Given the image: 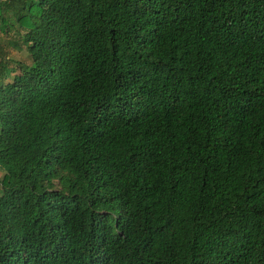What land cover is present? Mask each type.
<instances>
[{"label": "trees", "instance_id": "obj_1", "mask_svg": "<svg viewBox=\"0 0 264 264\" xmlns=\"http://www.w3.org/2000/svg\"><path fill=\"white\" fill-rule=\"evenodd\" d=\"M0 172V264H264V0H0Z\"/></svg>", "mask_w": 264, "mask_h": 264}, {"label": "rangeland", "instance_id": "obj_2", "mask_svg": "<svg viewBox=\"0 0 264 264\" xmlns=\"http://www.w3.org/2000/svg\"><path fill=\"white\" fill-rule=\"evenodd\" d=\"M11 55L19 58V56H21V53L11 52ZM0 176H1V172H0Z\"/></svg>", "mask_w": 264, "mask_h": 264}]
</instances>
